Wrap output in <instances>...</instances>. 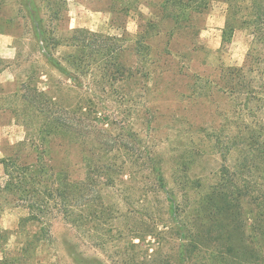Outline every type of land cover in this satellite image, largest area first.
<instances>
[{"label": "rangeland", "instance_id": "obj_1", "mask_svg": "<svg viewBox=\"0 0 264 264\" xmlns=\"http://www.w3.org/2000/svg\"><path fill=\"white\" fill-rule=\"evenodd\" d=\"M38 2L47 18L58 11L62 15L52 24L63 44L55 52L58 59L72 53L68 40L73 32L85 29L118 37L124 46L123 61L133 74L106 90L83 78L85 89L77 90L41 54L24 10L14 0H0L3 159L19 156L22 163L34 162L38 156L34 140L46 150V163L79 182L86 177L82 160L99 156L83 152L74 139L51 138L41 145L34 134L37 123L11 110L15 94L26 82L32 89L60 95L65 102H97L98 126L115 136L123 134L122 127L135 132L141 146L162 163L169 193L158 190L149 171L136 179L124 176L125 183L104 190L107 203L120 213L104 222L81 224L67 221L58 208L45 221L30 220L23 203L2 194L0 230L6 234L0 241V261L74 264L68 252L71 244L84 257L104 264H264V236L250 219L256 204L249 198L243 201L244 219L229 230L230 241L226 234L221 236L228 228L219 220H196L211 192L207 189L224 182V165L233 169L238 158L234 154L227 163L216 147L217 136L225 138L228 133L225 113L232 105L217 85L221 71L243 67L255 46L253 54L264 72V45L256 44L253 30L238 29L224 43L228 6L222 1L213 2L203 14H193V28L188 29H180V22L171 17L179 12L176 0ZM6 181L0 163V189ZM169 197L175 198L176 210L170 209ZM184 212L201 232L191 255H181L186 245L179 232ZM75 215L81 214L76 210Z\"/></svg>", "mask_w": 264, "mask_h": 264}, {"label": "trees", "instance_id": "obj_2", "mask_svg": "<svg viewBox=\"0 0 264 264\" xmlns=\"http://www.w3.org/2000/svg\"><path fill=\"white\" fill-rule=\"evenodd\" d=\"M14 1L26 13L24 19L29 22L36 46L43 57L50 66L73 82L77 90L85 89L83 78H90L96 88L106 90L132 76L131 68L123 61L124 46L118 37L85 29L76 30L68 40L72 53L58 59L55 52L63 44L55 36L52 24L61 18V13L58 11L47 18L38 0ZM176 1L179 12L171 17L180 22V29L193 28V14H203L213 2L222 1L228 6L224 43L229 42L238 29H251L256 44L264 45V0ZM254 50L243 67L224 68L221 71L217 85L219 91L232 101V105L225 113L228 133L225 138L217 136L216 147L227 163L234 154H238V158L233 169L224 165V182L207 189L211 192L204 198L200 218H196L201 221L219 220L222 226L228 228L221 234H226L227 241H230L232 232L229 230H235L240 220L244 219V198L256 204L250 219L258 224L264 236V72L260 69V60L257 61L253 54ZM14 98L16 101L12 104L16 106L11 110L17 116L24 115L29 122L37 123L36 131H32L37 134L41 145L51 138L74 139L81 144L83 152L99 154L97 158L85 157L82 160L86 177L79 182H72L63 170H56L46 163L43 156L46 150L37 146L34 140L38 152L34 162L22 163L19 156L0 160L7 177L4 187L0 189V196L6 194L23 203L29 211L30 220L45 221L58 208L67 221L76 220L77 224L86 220L104 222L114 213H120L107 203L104 190L125 183L124 176L136 179L148 171L158 190L169 193L160 160L141 146L132 130L119 125L123 134L115 136L109 129L100 128L96 115L98 104L93 99L65 102L60 95L32 89L26 82ZM168 200L170 209L176 210L175 198L169 197ZM1 203L0 200V207ZM76 210L81 215L76 216ZM246 218L249 219V216ZM179 225L180 237L186 242L181 247V255H191L201 232L195 231V225L186 212L180 213ZM46 230L44 228L43 232ZM5 234L0 230V241ZM75 248L68 245L74 264H104L98 258L84 257ZM230 251H234L233 247Z\"/></svg>", "mask_w": 264, "mask_h": 264}, {"label": "crops", "instance_id": "obj_3", "mask_svg": "<svg viewBox=\"0 0 264 264\" xmlns=\"http://www.w3.org/2000/svg\"><path fill=\"white\" fill-rule=\"evenodd\" d=\"M4 158V152L1 147V138H0V160Z\"/></svg>", "mask_w": 264, "mask_h": 264}]
</instances>
